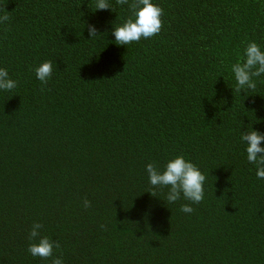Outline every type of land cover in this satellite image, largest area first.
I'll list each match as a JSON object with an SVG mask.
<instances>
[{"label": "trees", "instance_id": "16d2710c", "mask_svg": "<svg viewBox=\"0 0 264 264\" xmlns=\"http://www.w3.org/2000/svg\"><path fill=\"white\" fill-rule=\"evenodd\" d=\"M156 2L161 30L117 45L128 4L0 0L17 81L0 91V264H50L27 251L35 221L64 264H264V179L240 140L264 132V80L240 93L231 73L248 41L264 46V0ZM177 154L206 177L191 213L145 172Z\"/></svg>", "mask_w": 264, "mask_h": 264}, {"label": "clouds", "instance_id": "9594fccd", "mask_svg": "<svg viewBox=\"0 0 264 264\" xmlns=\"http://www.w3.org/2000/svg\"><path fill=\"white\" fill-rule=\"evenodd\" d=\"M118 4H128V0H117ZM131 15L119 24H113L112 35L117 45H127L147 39L161 30L163 9L156 0H133L128 4ZM111 8L109 0H95V10ZM7 16H0V23L7 21ZM90 38L98 35L95 24H88ZM53 64L44 60L34 67L36 78L43 84L51 78ZM231 73L235 81L233 91L243 90L245 94L256 87L258 80H264V46L256 41H248L243 48L242 57L231 64ZM17 81L12 79L6 67L0 66V91H9L16 87ZM250 123V122H249ZM240 140L244 144V152L249 163L255 165L256 177L264 179V132L254 128L252 123L247 130H241ZM148 183L155 188H167L163 198L166 204L173 203L183 197L180 211L191 213L192 204L199 203L204 198V183L206 177L198 165L187 159L183 154L169 158L162 167L154 162L145 165ZM153 194V191L149 190ZM154 195V194H153ZM89 201L85 199L83 206L87 208ZM42 224L33 222L28 232L27 251L33 257L49 258L50 264H64L62 256L54 255V247L59 244L47 235H41Z\"/></svg>", "mask_w": 264, "mask_h": 264}]
</instances>
